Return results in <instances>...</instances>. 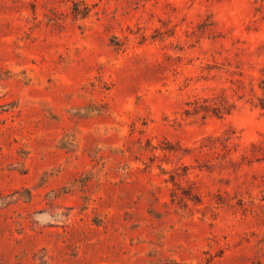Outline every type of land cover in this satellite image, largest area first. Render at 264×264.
<instances>
[{"label":"rangeland","instance_id":"obj_1","mask_svg":"<svg viewBox=\"0 0 264 264\" xmlns=\"http://www.w3.org/2000/svg\"><path fill=\"white\" fill-rule=\"evenodd\" d=\"M264 0H0V264H264Z\"/></svg>","mask_w":264,"mask_h":264},{"label":"trees","instance_id":"obj_2","mask_svg":"<svg viewBox=\"0 0 264 264\" xmlns=\"http://www.w3.org/2000/svg\"><path fill=\"white\" fill-rule=\"evenodd\" d=\"M263 94H264V92H263Z\"/></svg>","mask_w":264,"mask_h":264}]
</instances>
